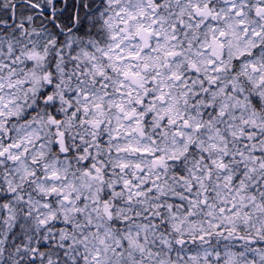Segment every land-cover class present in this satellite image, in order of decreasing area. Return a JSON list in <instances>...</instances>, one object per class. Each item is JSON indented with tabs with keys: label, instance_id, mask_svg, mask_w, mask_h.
Instances as JSON below:
<instances>
[{
	"label": "snow or ice",
	"instance_id": "6c2138e0",
	"mask_svg": "<svg viewBox=\"0 0 264 264\" xmlns=\"http://www.w3.org/2000/svg\"><path fill=\"white\" fill-rule=\"evenodd\" d=\"M0 264H264V0H0Z\"/></svg>",
	"mask_w": 264,
	"mask_h": 264
}]
</instances>
